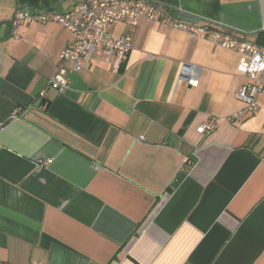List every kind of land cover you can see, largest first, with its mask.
Here are the masks:
<instances>
[{
  "label": "crops",
  "instance_id": "obj_1",
  "mask_svg": "<svg viewBox=\"0 0 264 264\" xmlns=\"http://www.w3.org/2000/svg\"><path fill=\"white\" fill-rule=\"evenodd\" d=\"M152 1L264 42V0ZM78 3L0 0V264H264V93L257 115L238 100L240 55L141 19L118 72L95 60L62 94L48 83L73 35L15 39L11 20Z\"/></svg>",
  "mask_w": 264,
  "mask_h": 264
},
{
  "label": "built area",
  "instance_id": "obj_2",
  "mask_svg": "<svg viewBox=\"0 0 264 264\" xmlns=\"http://www.w3.org/2000/svg\"><path fill=\"white\" fill-rule=\"evenodd\" d=\"M141 19L164 22L191 36L210 40L225 50L237 52L241 57L237 70L246 80L237 98L246 104L248 113L257 115L260 112L258 96L264 93V46L243 40L212 24L181 21L177 14L149 0H79L75 8L66 14L17 11L11 20V29L13 37L18 39L17 30L21 25L52 22L62 25L73 35L74 41L61 52L58 72L48 83L50 88L65 94L69 90V74L83 71L95 60L110 64L118 72L132 50ZM120 23H125L127 30L122 36L115 37L110 28ZM68 64H72L71 69H68ZM199 75L198 66L183 64L178 82L197 87ZM218 121L216 119L212 124L200 126L198 133H213Z\"/></svg>",
  "mask_w": 264,
  "mask_h": 264
},
{
  "label": "water",
  "instance_id": "obj_3",
  "mask_svg": "<svg viewBox=\"0 0 264 264\" xmlns=\"http://www.w3.org/2000/svg\"><path fill=\"white\" fill-rule=\"evenodd\" d=\"M153 3H156L168 10H171L172 12L176 13L179 17V19L181 21H184V22H187V23H191V24H199V23H206V24H212V25H215L225 31H228V32H231V33H234V34H240V35H244L243 32H240L234 28H231L229 26H226L224 24H219V23H215V22H211L209 20H206L204 19L202 16H199V15H195L193 13H190V12H187L185 10H181V9H178V8H172V7H168L166 5H163V4H160V3H157V2H154L152 0H149Z\"/></svg>",
  "mask_w": 264,
  "mask_h": 264
},
{
  "label": "trees",
  "instance_id": "obj_4",
  "mask_svg": "<svg viewBox=\"0 0 264 264\" xmlns=\"http://www.w3.org/2000/svg\"><path fill=\"white\" fill-rule=\"evenodd\" d=\"M263 34L261 33V35L260 36H262ZM259 45H261V46H264V42H263V44H259Z\"/></svg>",
  "mask_w": 264,
  "mask_h": 264
}]
</instances>
